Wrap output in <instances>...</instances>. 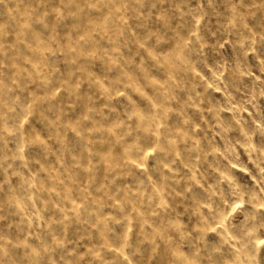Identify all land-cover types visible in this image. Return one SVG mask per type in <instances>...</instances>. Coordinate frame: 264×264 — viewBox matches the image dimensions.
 Masks as SVG:
<instances>
[{
  "label": "rangeland",
  "instance_id": "rangeland-1",
  "mask_svg": "<svg viewBox=\"0 0 264 264\" xmlns=\"http://www.w3.org/2000/svg\"><path fill=\"white\" fill-rule=\"evenodd\" d=\"M201 10L207 15L196 16ZM234 10L235 0H0V60L14 61L17 74H34L43 85L32 86L26 114L0 110V247L12 245L16 254L30 248L41 264L42 248L63 264H121L123 257L131 264H165L167 240L153 243L134 226L129 231L112 207L120 204L114 189L126 190L147 173L164 202L171 203L173 188L179 191L163 166L166 155L149 148L142 165L132 155L155 135L145 118L169 77L183 85L177 94L183 115L173 109L167 117L181 138L180 162L169 165L176 179L186 183L194 167L204 172L196 155L223 151L240 139L237 121L250 119L244 112L241 120L238 109L260 91L257 57L264 58V44L244 59L238 41L248 34L231 28ZM249 27L256 31L251 21ZM193 38L204 45L203 55H186ZM193 62L195 71L183 80L172 71L183 76L182 65ZM221 66L234 69L225 71L228 93L205 89ZM256 103L264 112V98ZM185 118L195 134L182 126ZM262 142L259 134L253 138L254 147ZM122 157L134 171L120 167ZM90 201L103 214L91 209L89 215ZM138 214L152 228L163 219L155 213L149 219L144 208ZM182 224L191 227L188 220ZM222 239L209 234L205 240L215 264L232 258ZM198 248L188 239L180 250L191 257Z\"/></svg>",
  "mask_w": 264,
  "mask_h": 264
},
{
  "label": "clouds",
  "instance_id": "clouds-1",
  "mask_svg": "<svg viewBox=\"0 0 264 264\" xmlns=\"http://www.w3.org/2000/svg\"><path fill=\"white\" fill-rule=\"evenodd\" d=\"M195 15L207 14L201 10ZM249 21L256 29L255 32L249 27ZM230 24L231 28H237L240 32L248 34L246 39L238 41L244 49L243 55L246 60L249 52L255 50L257 43L264 44V0H235V10ZM207 26L208 22L205 20L204 27ZM217 46L223 48L224 45L217 41ZM203 47L199 38H193L191 45L186 46V55L190 56L193 53L203 55ZM257 60V68L261 75L256 79L260 81V91L247 101V105H240L238 109L241 120L243 113L248 112L250 123L244 121L241 124L240 120L237 121L241 137L223 151L196 155L195 161L205 170L199 172V169L194 167L184 184L181 183L183 177L176 179L175 173L169 168L170 164L176 165L180 162L177 145L181 138L167 125L170 110L174 109L178 115H183V107L177 95L183 85L175 83L174 79L169 77L159 94H154L153 111L150 117L145 118V123L155 135L151 143L132 155L141 165L145 163V152L149 148H155L157 153L166 155L168 163L163 166L168 169L169 179L175 183L179 191L174 188L169 191L167 194L171 203H166L158 196L147 173H142L144 178L133 181L131 187H127L126 190L118 187L114 189L119 193L120 204L112 207L115 215L130 225L129 231L134 226L137 231L145 233L153 243L161 239L167 240L168 255L165 264H215L205 243L209 234L222 237L221 243H228L232 258L226 264H264V142L259 147L253 146V138L257 134L264 139V112L258 109L256 103L259 98H264V58L257 57ZM204 66L207 67L206 64ZM195 68L194 62L186 67L182 65L183 76L179 71H172L183 80L189 73L194 72ZM232 70L234 69H224V66L218 68L220 76L213 72V85L204 82L205 89L215 86V90L219 91L223 88L224 92L228 93L230 82L225 76V71ZM33 75L27 72L17 74L14 61L6 64L0 60V110L8 114L20 109L22 115L26 114L24 105L28 104L32 86L43 89L39 78L33 80ZM199 95L197 93L198 98ZM19 97L24 98L23 104L18 101ZM249 106L252 112H249ZM208 110L212 111L211 108ZM245 125L247 131H244ZM182 126H188L195 134V126L190 124L189 119H183ZM16 127L19 131L20 120L16 121ZM130 132L135 133L136 129L131 128ZM125 159L122 157L120 167L134 171L124 162ZM187 166L185 164V167ZM116 177L117 173L113 172L107 182L112 184ZM99 194L105 195L104 189H100ZM139 208H144L149 214V219L152 218L153 213L163 219L152 228L146 224L144 217L138 214ZM91 209L103 214L96 201L89 202L86 209L89 215L94 214ZM183 220H188L191 227L182 224ZM40 227L43 228L42 225ZM188 239L199 245L197 252L191 257L185 256L180 250ZM128 246L129 236L126 234L122 245V256L123 248ZM13 247L12 245L0 247V264H41L39 256L30 248H25L21 253L16 254L11 250ZM129 251H131L130 247ZM41 252L46 258L44 264H63V259L57 258L53 253L46 252L43 248ZM121 264H131V261L123 257Z\"/></svg>",
  "mask_w": 264,
  "mask_h": 264
}]
</instances>
